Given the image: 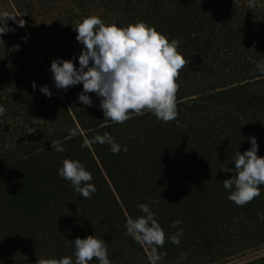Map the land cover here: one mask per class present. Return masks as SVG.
<instances>
[{
	"label": "trees",
	"instance_id": "obj_1",
	"mask_svg": "<svg viewBox=\"0 0 264 264\" xmlns=\"http://www.w3.org/2000/svg\"><path fill=\"white\" fill-rule=\"evenodd\" d=\"M98 1L117 25L144 21L179 40L188 63L177 81L178 118L164 123L145 110L113 123L95 93H88L91 106L78 100L82 83L57 89L54 58L42 59L31 42L0 51V105L15 124L11 132L0 128V264L75 261L74 240L89 235L104 239L112 264H149L150 249L126 234V218L143 215L140 204H149L165 232L160 264H216L264 246V185L237 206L223 187L234 173L221 169H234L232 156L248 150L253 136L264 157V75L252 62L264 59V0L252 9L247 0ZM44 85L51 97L39 91ZM104 132L128 151L84 146ZM56 142L63 153L52 149ZM65 158L92 173L91 198L58 175ZM178 229L177 245L168 237ZM243 264H264V255Z\"/></svg>",
	"mask_w": 264,
	"mask_h": 264
},
{
	"label": "clouds",
	"instance_id": "obj_2",
	"mask_svg": "<svg viewBox=\"0 0 264 264\" xmlns=\"http://www.w3.org/2000/svg\"><path fill=\"white\" fill-rule=\"evenodd\" d=\"M256 2L257 0H247V7H256ZM18 17L21 16L8 10L0 11V40L3 41V36L9 31H15L9 25V20L19 27L25 26V21L17 19ZM75 31L76 40L82 46L78 66L74 59L63 58L54 59L50 65L57 89L67 91L82 83L83 91L78 94V100L91 106L93 101L88 93H95L100 98L105 119L117 124L131 119V113L143 115L145 110L164 123L178 118L177 81L180 71L188 63L179 51V40L170 39L156 26L144 21L122 26L114 21L106 23L98 15L82 19ZM252 62L258 72L264 75V59ZM32 86L35 90V82ZM39 91L48 97L52 95L47 85L41 86ZM5 111L0 105V116ZM77 134V129L70 130L71 136ZM249 139L251 147L243 153L236 150L232 156L234 169L221 168L225 172L234 173L231 178L223 181V187L231 190L228 199L237 206H243L258 197L262 189L260 186L264 185V157L257 155L259 145L255 136ZM95 143L108 144L109 150L114 154L121 150L128 151L126 145L121 146L108 132L93 136L85 141L84 146ZM52 149L57 153L66 150L60 142L52 143ZM58 175L69 181L75 193L84 199L91 198L97 191L92 183V173L78 159L65 158L58 169ZM151 203L157 204L159 201L152 200ZM139 209L143 215L126 218V234L150 249L149 264H160L163 254L158 249L165 243V232L149 204H140ZM259 218L264 219V216ZM181 223L180 220L173 221L171 227L177 228ZM182 235L183 230L178 229L168 239L178 245ZM74 257L75 261L70 256L39 259L37 264H90L93 258L99 264H112L107 243L95 235L74 240ZM184 259L186 257L181 254L180 260Z\"/></svg>",
	"mask_w": 264,
	"mask_h": 264
},
{
	"label": "rangeland",
	"instance_id": "obj_3",
	"mask_svg": "<svg viewBox=\"0 0 264 264\" xmlns=\"http://www.w3.org/2000/svg\"><path fill=\"white\" fill-rule=\"evenodd\" d=\"M24 10L21 11L14 0H0V11L8 10L25 21L24 27L9 25L15 31H9L0 40V51L15 44H33V50L43 59H72L79 56L82 46L76 40L75 28L90 15L100 16L106 23H111L112 13L98 0H20ZM30 3L31 7L26 4ZM22 40H20V39ZM13 119L0 116V128L13 131ZM1 130V129H0ZM1 134V133H0ZM264 255V246L248 249L216 264H243Z\"/></svg>",
	"mask_w": 264,
	"mask_h": 264
}]
</instances>
